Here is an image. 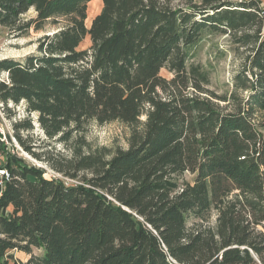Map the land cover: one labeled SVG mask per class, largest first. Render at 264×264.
Returning <instances> with one entry per match:
<instances>
[{
    "label": "trees",
    "instance_id": "obj_1",
    "mask_svg": "<svg viewBox=\"0 0 264 264\" xmlns=\"http://www.w3.org/2000/svg\"><path fill=\"white\" fill-rule=\"evenodd\" d=\"M90 1L0 0V25L21 35L67 20L35 53L0 59L9 80L1 100H24L59 141L93 119L133 126L128 147L109 158L81 154L72 172L46 160L73 183L4 152L13 178L0 189V264H264L260 1L101 0L86 27ZM213 32L246 51L228 94L187 64L190 47ZM14 128L41 158L19 132L30 120Z\"/></svg>",
    "mask_w": 264,
    "mask_h": 264
},
{
    "label": "rangeland",
    "instance_id": "obj_2",
    "mask_svg": "<svg viewBox=\"0 0 264 264\" xmlns=\"http://www.w3.org/2000/svg\"><path fill=\"white\" fill-rule=\"evenodd\" d=\"M101 8V0H91L88 3L84 20L86 27L90 26L93 17L100 12ZM22 16L23 18L33 17L34 12L30 9ZM66 24V18L58 17L55 22L47 20L40 29L30 27L22 35L21 31L12 32L8 27L0 25V59L13 58L20 60L27 54L35 53L41 37L54 33ZM262 36L264 38V22ZM89 44L90 39L87 35L81 42L80 47L86 48ZM245 54V47L234 43L230 35L222 32L204 33L190 47L187 64L192 62L201 64L209 71L210 82L208 87L210 90L218 95L228 94L232 88L233 77L243 63ZM160 73L166 77L172 75L166 68H162ZM3 77H5V72L2 71L0 72V78ZM18 111H21L20 120L29 119L32 125L31 129L19 131L22 139L27 145L32 146L34 152L41 154V158L44 159L26 151L19 143L21 149L16 148L13 141L6 143L4 151L21 158L28 166L41 168L45 177L61 178L66 183H73L76 180L74 181L57 171L46 160L54 162L65 172H72V161H75L81 154L100 152L104 153L106 158H109L117 149H126L133 129V126L120 120L98 122L93 119L84 123L81 128L71 131L66 141H59L57 136L49 138L45 135L38 123L37 112H25L23 111V105H20ZM2 162L5 163V154ZM83 173L85 172L79 171L78 176ZM185 177L190 178V175L186 174ZM32 251L33 253H40L41 249L33 248ZM13 255L21 261H25L29 256L21 250H14Z\"/></svg>",
    "mask_w": 264,
    "mask_h": 264
},
{
    "label": "built area",
    "instance_id": "obj_3",
    "mask_svg": "<svg viewBox=\"0 0 264 264\" xmlns=\"http://www.w3.org/2000/svg\"><path fill=\"white\" fill-rule=\"evenodd\" d=\"M260 1V16L264 21V0ZM5 77L0 78V80H4L8 82V74L6 71ZM22 103V104H21ZM20 105H23V111L32 112L26 109V105L24 100L15 103L11 100H1L0 99V189L4 186V184L10 181L13 178L10 170L3 164V155L5 154L4 148H6V143L13 141L16 148H20L15 136V128L14 124L21 119V111H18Z\"/></svg>",
    "mask_w": 264,
    "mask_h": 264
}]
</instances>
